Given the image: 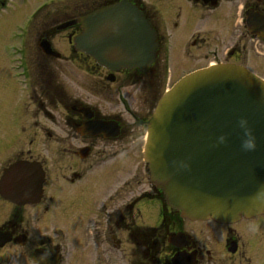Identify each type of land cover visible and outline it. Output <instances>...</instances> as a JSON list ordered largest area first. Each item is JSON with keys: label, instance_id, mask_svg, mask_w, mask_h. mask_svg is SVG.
<instances>
[{"label": "flooded vegetation", "instance_id": "flooded-vegetation-1", "mask_svg": "<svg viewBox=\"0 0 264 264\" xmlns=\"http://www.w3.org/2000/svg\"><path fill=\"white\" fill-rule=\"evenodd\" d=\"M119 1L41 5L20 34L0 32L7 43L0 46V181L17 164L14 184L34 181L18 206L0 198V264H64L74 227L58 233L62 210L79 224L86 264H264V213L232 223L182 218L151 184L143 158L157 102L190 73L232 65L264 82V0H127L155 32L157 48L145 70L112 72L73 40L80 18ZM9 7L0 0V17ZM59 35L68 55L56 59ZM63 59L86 78H64L55 62ZM16 89L22 101L12 109ZM38 146L56 173L52 191L49 168L33 155ZM10 188L3 195L16 196Z\"/></svg>", "mask_w": 264, "mask_h": 264}, {"label": "water", "instance_id": "water-1", "mask_svg": "<svg viewBox=\"0 0 264 264\" xmlns=\"http://www.w3.org/2000/svg\"><path fill=\"white\" fill-rule=\"evenodd\" d=\"M80 22L77 50L109 70H144L153 61L154 32L126 1ZM241 118L254 150L241 148ZM146 125L150 182L183 218L225 223L264 212V82L235 66L195 72L159 100Z\"/></svg>", "mask_w": 264, "mask_h": 264}, {"label": "rangeland", "instance_id": "rangeland-1", "mask_svg": "<svg viewBox=\"0 0 264 264\" xmlns=\"http://www.w3.org/2000/svg\"><path fill=\"white\" fill-rule=\"evenodd\" d=\"M9 1H10V7H9L10 12H7L6 14H4L3 16L0 17V32L6 31V30H8V32H9V30H12V31H14L15 34H20L21 31L24 30V24L22 25L23 21L28 19L29 15L31 13H34V10L37 7H39L43 4L44 5H52L53 3L54 4H60L61 2H63L62 4H64L65 2H81L83 0H25L26 5L32 6L29 9L22 8L20 6V0H9ZM14 3H16V4L13 6ZM11 12H12V14H11ZM10 18L12 19V21H15V22H12L11 20H9ZM5 35H8V33L6 32ZM61 37L62 36L59 35V41L57 38H55L54 43L56 46H58L57 47L58 53H60L63 57H65L68 55V53H67L66 48L65 49L60 48V44H61V42H63V39ZM1 45L3 47L4 45H7V43H4V41H3L0 44V46ZM0 59H1V61L5 60L3 55H1ZM55 62H56V64L60 65L63 68L61 73H62L64 78H68L71 76L74 78H77V79L86 78L85 73L82 70H78L75 67L76 65H73V63H71L70 61L63 59V60H56ZM10 96L12 99H11L9 106L12 109H15L18 105V102L20 100L22 101L21 91H18L16 89L15 93H10ZM108 106L109 105H107V107ZM22 112H20V113H22ZM9 121L11 123V126L9 125V128L12 129V127H13L12 125H14V123H13L14 118L12 117V115L9 116ZM20 135H21V139H23L24 137L27 136V134H24V135L20 134ZM27 141H28V139H27ZM33 155L36 157H39L42 162L44 161V163L46 164V167H48V168L50 167L51 158L48 155L47 150H45L44 148H43V150H41L40 147L38 146L37 148L33 149ZM127 165H128V163H127ZM48 171H49L48 173H51L52 176L50 177L51 181L48 182L47 190L52 191L54 189V188H52V183H53V179H54V181L56 179V173L54 171H53V173L50 172L51 168H49ZM1 207H4V206H1ZM57 210H62V209L58 208ZM62 212L64 213L63 210H62ZM63 213L60 214L58 211V215L60 216V220H61L59 222V226L57 229L58 233H60L61 231L63 233H65L68 230L69 234H70V229L72 227H74L72 232H71V233H73L72 234L73 240H71L69 256H68V254H66L67 259H66V262L64 264H86V257H85V253L83 251V241L76 235V228L79 224H78V222L72 223L69 217L62 216ZM29 215L31 217H35V214L33 211H30ZM68 216H70V214H68ZM62 217L65 219L64 221L62 220ZM67 219H69V220H67ZM64 222H65V224H64Z\"/></svg>", "mask_w": 264, "mask_h": 264}, {"label": "clouds", "instance_id": "clouds-1", "mask_svg": "<svg viewBox=\"0 0 264 264\" xmlns=\"http://www.w3.org/2000/svg\"><path fill=\"white\" fill-rule=\"evenodd\" d=\"M239 127L243 130L244 138L241 141V148L245 151H251L254 150L256 147V138L251 130V128L248 126V121L244 118H241L238 121ZM225 137H220V140L223 141Z\"/></svg>", "mask_w": 264, "mask_h": 264}]
</instances>
